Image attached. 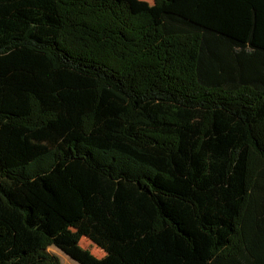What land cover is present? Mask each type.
Segmentation results:
<instances>
[{"label": "trees", "instance_id": "16d2710c", "mask_svg": "<svg viewBox=\"0 0 264 264\" xmlns=\"http://www.w3.org/2000/svg\"><path fill=\"white\" fill-rule=\"evenodd\" d=\"M154 5L0 0V264H264V0Z\"/></svg>", "mask_w": 264, "mask_h": 264}, {"label": "rangeland", "instance_id": "374dc122", "mask_svg": "<svg viewBox=\"0 0 264 264\" xmlns=\"http://www.w3.org/2000/svg\"><path fill=\"white\" fill-rule=\"evenodd\" d=\"M132 6V9L134 11H139V10H148L154 17V20L156 23H159V10L155 7L154 5V0H150L149 3V7L147 8H143L140 9L138 7H136L134 0H128ZM87 244V245H86ZM80 246L89 251L93 256H95L96 258H99V254L103 253L99 248H97L96 246H94L91 242H88L87 239L83 238L80 242ZM49 251L53 254H55L59 260H60V264H77L76 262L72 261L70 258H68L67 256H65L61 251H59L56 248H49ZM65 256V257H64Z\"/></svg>", "mask_w": 264, "mask_h": 264}, {"label": "crops", "instance_id": "0c3cea01", "mask_svg": "<svg viewBox=\"0 0 264 264\" xmlns=\"http://www.w3.org/2000/svg\"><path fill=\"white\" fill-rule=\"evenodd\" d=\"M86 245H87V244H86ZM64 255H65V254H64ZM103 255H104L103 253H100L98 257L101 258ZM65 256H66V255H65ZM65 256H64V257H65Z\"/></svg>", "mask_w": 264, "mask_h": 264}]
</instances>
